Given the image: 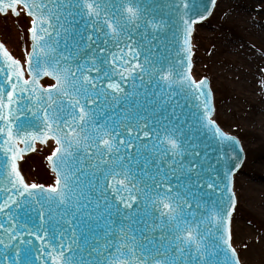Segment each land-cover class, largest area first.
I'll list each match as a JSON object with an SVG mask.
<instances>
[{
  "label": "snow or ice",
  "instance_id": "snow-or-ice-1",
  "mask_svg": "<svg viewBox=\"0 0 264 264\" xmlns=\"http://www.w3.org/2000/svg\"><path fill=\"white\" fill-rule=\"evenodd\" d=\"M217 7L0 0V17L26 22L19 57L0 39V264H243L244 148L192 72L195 26ZM165 29L178 47L162 61ZM248 50L244 82L264 93V45ZM41 152L52 184L24 174Z\"/></svg>",
  "mask_w": 264,
  "mask_h": 264
},
{
  "label": "rangeland",
  "instance_id": "rangeland-1",
  "mask_svg": "<svg viewBox=\"0 0 264 264\" xmlns=\"http://www.w3.org/2000/svg\"><path fill=\"white\" fill-rule=\"evenodd\" d=\"M211 17L195 27L192 36V72L197 78L207 76L213 91L216 116L220 125L236 136L244 148L245 160L240 169L264 176V131L258 128L264 107V93L248 83L254 67L246 57L248 46L264 45V0H223ZM229 15L225 16L224 13ZM215 46V47H214ZM210 53H212L210 55ZM233 73L240 76L234 78ZM253 120V121H252ZM264 130V128H263ZM264 183L250 181L236 174L239 203L235 218V246L243 264H264ZM262 223L256 227L252 222ZM247 244L244 248L242 245Z\"/></svg>",
  "mask_w": 264,
  "mask_h": 264
},
{
  "label": "water",
  "instance_id": "water-1",
  "mask_svg": "<svg viewBox=\"0 0 264 264\" xmlns=\"http://www.w3.org/2000/svg\"><path fill=\"white\" fill-rule=\"evenodd\" d=\"M21 25L26 27L24 19H21L19 24H17L14 23V18L5 20L3 17H0V39H6L9 42L10 48L17 57L21 55L22 42H19L17 39V28ZM177 47L178 45L173 41L172 33L165 29L164 32L159 34L158 40L153 42L152 52L154 56L159 57L163 61L164 58L173 59L176 55ZM239 155L242 160V166L245 154L243 152ZM43 156V152L38 155L30 154L31 158L26 157L27 163H24L23 169L26 178L30 181H36L48 185L53 183L54 176L46 166L47 162L43 159ZM237 163H240V161H237ZM239 170L237 173L245 174L250 181L264 183V176H261L260 173L252 174L251 171H244L243 169Z\"/></svg>",
  "mask_w": 264,
  "mask_h": 264
},
{
  "label": "bare ground",
  "instance_id": "bare-ground-1",
  "mask_svg": "<svg viewBox=\"0 0 264 264\" xmlns=\"http://www.w3.org/2000/svg\"><path fill=\"white\" fill-rule=\"evenodd\" d=\"M222 4L224 5V4H225V1H223V0H218V8L221 7ZM257 112H258V113H261L260 115H261V117H262V115L264 114V107H262V106H258V107H257ZM252 121H253V120H252ZM257 126H258V128H260L262 131H264V130H263V128H264V118H263V119L258 118V124H257ZM261 157L264 159V153L261 154ZM260 188H261V189H264V186L261 185ZM261 247L264 249V244H261Z\"/></svg>",
  "mask_w": 264,
  "mask_h": 264
},
{
  "label": "trees",
  "instance_id": "trees-1",
  "mask_svg": "<svg viewBox=\"0 0 264 264\" xmlns=\"http://www.w3.org/2000/svg\"><path fill=\"white\" fill-rule=\"evenodd\" d=\"M239 137L242 138V136H239ZM240 138H239V139H240ZM252 223H253L256 227L259 226L258 224H260V225L262 224V223L255 222V221H253ZM262 225H263V227H260V228H261V230H264V224H262Z\"/></svg>",
  "mask_w": 264,
  "mask_h": 264
}]
</instances>
